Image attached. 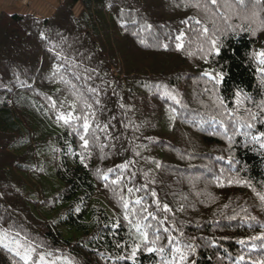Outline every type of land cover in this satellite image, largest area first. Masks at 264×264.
<instances>
[{"label": "trees", "instance_id": "obj_1", "mask_svg": "<svg viewBox=\"0 0 264 264\" xmlns=\"http://www.w3.org/2000/svg\"><path fill=\"white\" fill-rule=\"evenodd\" d=\"M261 52L264 0L1 11L0 264H264Z\"/></svg>", "mask_w": 264, "mask_h": 264}, {"label": "snow or ice", "instance_id": "obj_2", "mask_svg": "<svg viewBox=\"0 0 264 264\" xmlns=\"http://www.w3.org/2000/svg\"><path fill=\"white\" fill-rule=\"evenodd\" d=\"M212 2L215 3L216 0H212ZM207 31H208V29L205 28V29H204V32H207ZM178 39H182V37H178ZM210 42H211L213 45H215V41H214V40H213V41H210ZM180 47H183V45H180ZM260 55H261V56H264V52H261ZM262 71H264V69H262ZM93 91H95V90H93ZM173 98H175V97H173ZM177 102H179V101H177ZM95 103H99V101L97 100V101H95ZM85 104H86V107H89V108L92 107V105H91V104H88L87 102H85ZM61 118L64 119L65 123H68L71 119H74L75 117H72V116L64 117V116L62 115ZM75 119H79V118H75ZM83 127H84L85 132H87V131L89 130V128H90V125H89V123H88V118H87V117H84V125H83ZM248 127L251 128V127H252V124L249 123V124H248ZM261 138H264V133H260L259 136H256V135H253V136H252V140H253V141H257V142H259V141L261 140ZM229 139H230V138H229ZM81 140H83L85 147H87L88 144H89L88 139H86L84 136H81ZM261 147H264V144H261ZM145 175L147 176V174H145ZM116 182H117V183L119 182V178L117 179ZM135 191L139 192L140 189H135ZM128 192H129V193L133 192V189H132V188H129V189H128ZM151 195L156 196V193L153 192V193H151ZM258 195H259V194H258ZM120 199L123 200V197L121 196ZM260 200H261L262 202H264V196H260ZM135 203H136V204H141V199H140V198H137V200L135 201ZM123 207H124L125 209H128V208H129V202H128V201H124V203H123ZM262 207H264V204H262ZM169 210H170V209L168 208V206L165 205V206H164V211H169ZM181 210H183V209H181ZM131 211H132V213H136V212H137V209L132 208ZM142 211H143V212H146L147 215H146V216L141 215L140 218L137 219L135 222H133L131 219H129V223L131 224L132 228H134V229L140 234V237H141V239H142L143 241H149V231H148V229L152 228V229H153V231H152V235H153L154 239H152V240L150 241V243L153 244V245H155V244H157V242L160 241V238H161V237H160V234H159V233H160V228H159V227L153 228V225L148 224V223H145L144 221L147 219V217H151L152 219H156V215H155L154 213H152V212L147 211L146 208H145V209H142ZM245 211H246V210H245ZM125 218H126V219L129 218L127 213H126V217H125ZM246 218H249V217H246ZM250 219H256V217H250ZM181 235H183V233H181ZM169 239H171V237H169ZM2 243H3V241L0 240V244H2ZM241 243H243V241H241ZM3 246H4L5 248L8 247L7 244H3ZM187 248H188L189 251H195L194 247H193L191 244H189V245L187 246ZM34 251H35V249L29 247V248L26 250V252L24 253V255H23V259H24L25 261H29V260H31V259H32L31 253L34 252ZM149 251H160V252H163L164 249H163V248H159V249H157V248H154V247H153V248H149ZM174 251H175L176 253H179V254H180V259H181L182 261L186 259L185 254L182 252V250H181L179 247L175 248ZM16 255H17V256H21V252H20L19 250H16ZM132 255H133V256L135 255V250H133ZM39 259H40L41 261H43L44 257H43V256H40Z\"/></svg>", "mask_w": 264, "mask_h": 264}, {"label": "crops", "instance_id": "obj_3", "mask_svg": "<svg viewBox=\"0 0 264 264\" xmlns=\"http://www.w3.org/2000/svg\"><path fill=\"white\" fill-rule=\"evenodd\" d=\"M61 0H0V12L34 13L49 16L57 9Z\"/></svg>", "mask_w": 264, "mask_h": 264}, {"label": "rangeland", "instance_id": "obj_4", "mask_svg": "<svg viewBox=\"0 0 264 264\" xmlns=\"http://www.w3.org/2000/svg\"><path fill=\"white\" fill-rule=\"evenodd\" d=\"M77 10L80 11L79 7L77 8ZM8 246H10L11 248H13L15 251L19 250L21 252L22 255H24V253L26 252V250L29 248V246H24L23 244H21L17 239H11L8 242H5ZM10 243L12 245H10ZM34 252L31 253V256L33 257ZM40 256H43L44 259L43 261H41L39 258V261L37 264H70V261L68 259H66L63 256H58V257H53V258H48L47 255L45 253L40 254Z\"/></svg>", "mask_w": 264, "mask_h": 264}]
</instances>
